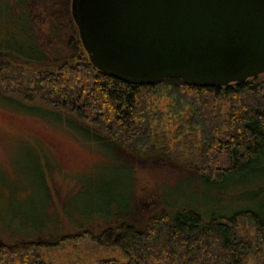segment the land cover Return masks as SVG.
<instances>
[{"label": "trees", "instance_id": "16d2710c", "mask_svg": "<svg viewBox=\"0 0 264 264\" xmlns=\"http://www.w3.org/2000/svg\"><path fill=\"white\" fill-rule=\"evenodd\" d=\"M0 4V104L62 127L96 154L95 163L77 176L80 191L62 206L64 214L82 227L120 221L130 211L134 169L119 155L130 153L145 130L159 83L132 84L94 67L80 43L70 3L76 50L55 61L34 40L25 16L13 13L6 1ZM261 75L226 86L178 80V93L195 106L211 135L198 157L196 189L190 191L188 180L182 186L187 196L177 189L164 192L163 209L140 229L115 222L109 229L125 261L96 264H264ZM11 143L8 163L0 164V230L31 240L1 244L0 264H46L38 255L43 247L38 237L60 232L48 213L47 179L57 166L42 144ZM240 225L247 228L242 232Z\"/></svg>", "mask_w": 264, "mask_h": 264}, {"label": "rangeland", "instance_id": "374dc122", "mask_svg": "<svg viewBox=\"0 0 264 264\" xmlns=\"http://www.w3.org/2000/svg\"><path fill=\"white\" fill-rule=\"evenodd\" d=\"M3 1L13 13L25 16L28 30L49 61L74 53L77 40L69 17L70 0ZM178 84L176 78L159 82L151 100L152 110L145 130L131 144L130 153L119 155L134 169V189L130 193V211L116 223L124 221L140 229L156 211L163 209L161 196L164 192L171 194L177 189L187 196L182 186L188 180L192 181L190 191L196 189L193 184L197 181L198 157L211 135L194 111L195 106L178 93ZM222 102L225 107V101ZM13 141L31 142L36 147L42 144L57 166L47 179L51 199L48 213L57 220L60 232L43 233L38 237L43 243L42 250L38 252L40 260L46 264H96L104 259L124 262L125 254L109 229L115 222L97 221L82 227L62 210V206L80 191L77 176L95 163L96 154L62 127L14 112L0 104V164L8 163L7 144ZM79 202L83 207L86 205V200ZM240 226L242 232L247 228L246 225ZM84 230L88 236L81 235ZM249 232L252 233L251 230ZM73 235L76 237L72 238ZM32 239L37 240L36 237ZM28 240L31 239L0 230V245L14 246Z\"/></svg>", "mask_w": 264, "mask_h": 264}, {"label": "water", "instance_id": "95a60500", "mask_svg": "<svg viewBox=\"0 0 264 264\" xmlns=\"http://www.w3.org/2000/svg\"><path fill=\"white\" fill-rule=\"evenodd\" d=\"M90 63L132 84L264 74V0H70Z\"/></svg>", "mask_w": 264, "mask_h": 264}]
</instances>
